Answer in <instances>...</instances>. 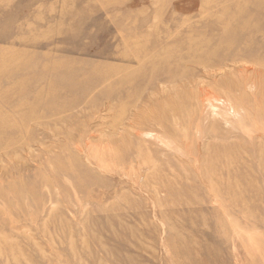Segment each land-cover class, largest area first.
I'll use <instances>...</instances> for the list:
<instances>
[{
  "label": "rangeland",
  "instance_id": "1",
  "mask_svg": "<svg viewBox=\"0 0 264 264\" xmlns=\"http://www.w3.org/2000/svg\"><path fill=\"white\" fill-rule=\"evenodd\" d=\"M0 264H264V0H0Z\"/></svg>",
  "mask_w": 264,
  "mask_h": 264
},
{
  "label": "bare ground",
  "instance_id": "2",
  "mask_svg": "<svg viewBox=\"0 0 264 264\" xmlns=\"http://www.w3.org/2000/svg\"><path fill=\"white\" fill-rule=\"evenodd\" d=\"M212 104V103H211ZM146 134V133H145ZM146 136V135H145ZM148 136V135H147ZM156 137V136H155Z\"/></svg>",
  "mask_w": 264,
  "mask_h": 264
}]
</instances>
